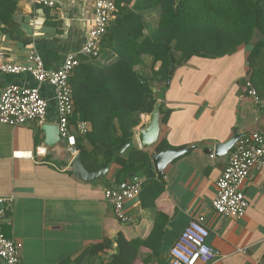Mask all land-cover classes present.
Instances as JSON below:
<instances>
[{
    "label": "crops",
    "instance_id": "1",
    "mask_svg": "<svg viewBox=\"0 0 264 264\" xmlns=\"http://www.w3.org/2000/svg\"><path fill=\"white\" fill-rule=\"evenodd\" d=\"M93 4L94 0H58L55 7H48L35 0H0V51L12 62L25 64L34 49L47 68H60L68 54L80 50L86 41ZM144 16L147 30H153L159 20L157 9L144 11ZM249 52V46L243 44L222 57L195 56L176 66L170 85L161 90L163 98H159L170 114L162 123L157 150L165 143L194 149L174 157L163 176L157 174L152 161L155 150L142 148L138 140V132L149 122L148 113L140 114L132 142L116 155L128 159L133 149L148 152L151 172L160 183L159 195L156 197L153 184L142 188L139 197L125 203L126 221L115 216L105 195L107 188L123 187L126 180L118 181L122 165L114 158L107 162L110 158L104 151L87 142L85 134L93 124L71 122L78 153L79 146L90 155L97 152L100 168H106L88 182L74 175L71 162L75 156L67 145L47 144L44 126L58 125L54 87L40 86L27 72L0 73V91L12 84L40 87L49 102L43 123L0 124V196L14 195L7 203L3 230L9 238L22 242V264H99L117 251L118 232L123 231L128 239L147 238L156 222L164 226L163 243L154 253L143 247L136 264H170L174 243L190 221L202 215L210 231L208 243L219 254L211 262L197 264H264V168H255L245 183L250 206L243 217L220 215L212 206L229 153L217 156L209 150L227 141L236 130L264 133V108L246 94L243 85L250 72ZM143 57L140 69L147 74L153 68L152 57ZM116 58L109 55L105 60L113 63ZM114 130L119 139L117 120ZM95 156L88 158L91 168L97 166ZM140 167L138 163L131 168L129 176L138 174L147 182L150 173ZM99 242H103V250L89 254L91 246ZM0 264H5L1 258Z\"/></svg>",
    "mask_w": 264,
    "mask_h": 264
},
{
    "label": "trees",
    "instance_id": "2",
    "mask_svg": "<svg viewBox=\"0 0 264 264\" xmlns=\"http://www.w3.org/2000/svg\"><path fill=\"white\" fill-rule=\"evenodd\" d=\"M114 1L116 16L103 36L99 56L83 58L70 76L75 103L71 122L84 120L93 124L85 139L104 151L110 158L107 162L114 158L121 163L118 181L127 180L131 168L140 163L138 169L150 173L143 190L153 184L157 186V197L160 183L151 172V155L133 149L128 159H122L116 150L132 142L140 114H150L158 99L163 98L161 90H166L168 80L173 78L169 74L172 58L176 64H185L195 56L218 58L246 44L250 49V72L245 79L249 78L264 97V64H260L264 57V0ZM152 9H157L159 20L149 31L144 11ZM109 55L117 57L113 63L105 60ZM145 55L152 57L153 68L147 74L140 69ZM161 112L163 122H167L170 111L164 104ZM116 120L121 131L119 139L114 130ZM164 147L178 149L165 143L159 150ZM79 149L89 171L102 166L97 152L90 155L82 146ZM89 156L96 157V167L88 164ZM163 238L164 226L160 222L155 223L147 238L128 239L120 231L116 236L117 251L99 264H136L143 247L157 252ZM103 248V242H99L87 252L95 255Z\"/></svg>",
    "mask_w": 264,
    "mask_h": 264
},
{
    "label": "built area",
    "instance_id": "3",
    "mask_svg": "<svg viewBox=\"0 0 264 264\" xmlns=\"http://www.w3.org/2000/svg\"><path fill=\"white\" fill-rule=\"evenodd\" d=\"M48 7H55L58 0H35ZM116 16L114 0H94L91 27L86 41L80 50L71 52L64 64L57 69H49L36 50L28 55V62L18 64L8 59L0 51V73H30L37 83L51 84L55 90L58 112V126L61 136L66 139L67 148L74 156L78 154L76 137L71 130L70 118L75 110L73 88L70 76L85 57H97L103 36ZM246 94L261 108H264V97L253 82L244 80ZM49 102L42 95L40 87H22L8 85L0 91V124L17 126L30 120L43 123L47 119ZM85 132V129L81 130ZM255 168H264V133L252 131L240 138L229 152V163L217 180V192L212 202L214 211L227 217H243L250 201L245 193V183ZM144 178L134 174L121 188H107L108 202L113 206L115 216L121 220L128 219L125 203L135 199L141 193ZM14 195L0 196V258L5 264H22V242L9 238L3 230L7 203ZM205 216L192 219L181 233L170 250V264H197L199 261L211 262L219 252L208 243L209 228Z\"/></svg>",
    "mask_w": 264,
    "mask_h": 264
},
{
    "label": "water",
    "instance_id": "4",
    "mask_svg": "<svg viewBox=\"0 0 264 264\" xmlns=\"http://www.w3.org/2000/svg\"><path fill=\"white\" fill-rule=\"evenodd\" d=\"M171 63L172 64L170 67L169 74L170 76H173L175 73V68L179 64H176L173 58L171 59ZM170 82H171V78L168 80L167 86L170 85ZM161 104L162 101L159 99L156 102L153 111L149 114V122L147 126L141 129L138 132L137 136L142 148L155 150L153 153L152 161L157 174L163 176L165 168L174 159V157H177L178 155L191 151L194 149V147L186 148V149L184 148V149L157 150L160 141V135H161V129H162V123L164 117L163 113L161 112ZM44 129L47 134V144L51 146L56 144L67 145L66 139H64L60 134L58 125L56 126L46 125L44 126ZM246 135H247L246 133L241 134L236 130L227 141L218 143L214 149H211L209 151H214L217 156L227 155L233 149L235 143L240 138ZM126 146L127 145L123 146L116 153L123 151V148ZM71 168L75 176H77L79 179L83 181H88V182L98 178L106 170L105 167H101L97 171H89L85 166V160L81 153H78L74 157L73 161L71 162Z\"/></svg>",
    "mask_w": 264,
    "mask_h": 264
},
{
    "label": "rangeland",
    "instance_id": "5",
    "mask_svg": "<svg viewBox=\"0 0 264 264\" xmlns=\"http://www.w3.org/2000/svg\"><path fill=\"white\" fill-rule=\"evenodd\" d=\"M198 58H200V57H198ZM199 60H201V59H199ZM164 94V93H163Z\"/></svg>",
    "mask_w": 264,
    "mask_h": 264
}]
</instances>
